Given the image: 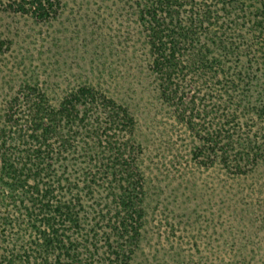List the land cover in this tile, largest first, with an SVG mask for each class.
I'll list each match as a JSON object with an SVG mask.
<instances>
[{
	"label": "trees",
	"instance_id": "obj_1",
	"mask_svg": "<svg viewBox=\"0 0 264 264\" xmlns=\"http://www.w3.org/2000/svg\"><path fill=\"white\" fill-rule=\"evenodd\" d=\"M64 1L0 0V15L50 24ZM106 1L130 36L117 22L124 62L90 72L104 79L39 81L0 34V264H264V0ZM140 100L169 121L165 163L195 189L184 246L142 262L158 187Z\"/></svg>",
	"mask_w": 264,
	"mask_h": 264
},
{
	"label": "rangeland",
	"instance_id": "obj_2",
	"mask_svg": "<svg viewBox=\"0 0 264 264\" xmlns=\"http://www.w3.org/2000/svg\"><path fill=\"white\" fill-rule=\"evenodd\" d=\"M116 16L113 4L106 0H65L62 12L50 24H38L24 17L0 15V34L13 41V58L20 71L23 69L39 81L58 82L66 86L88 77L103 78L102 74H90L93 69H106L103 75L114 74V71L120 70L124 61L117 48L121 36L115 38V35H120L117 22L122 23V37H129L130 34L124 33L125 29L129 32V28L124 26L128 24V17L125 14L120 18ZM110 79L111 77H105L109 82ZM116 81L118 82L117 79ZM115 82L111 80L112 84H116ZM137 104V133L145 147L144 164L149 172L150 186L158 187L157 192L156 189H150L149 209L153 211V219L146 227L147 241L142 242L136 256L137 261L142 262L144 258L151 259L154 254L151 251L152 246L158 248L162 245L168 248V245L177 243L184 246L185 234L188 232L180 224V219L193 206L185 201L184 195L190 198L192 190L195 189L177 178L183 175L182 170L175 172L165 163L170 151L163 139H158V130L160 124L167 130L169 121L163 119L161 113L155 114L154 107L151 110L148 107L143 109L142 114L141 106H144V102L140 100ZM172 138L175 140L178 134L172 135ZM181 154L179 151L178 164L175 166L179 165L184 169ZM209 173L207 171L200 177Z\"/></svg>",
	"mask_w": 264,
	"mask_h": 264
}]
</instances>
